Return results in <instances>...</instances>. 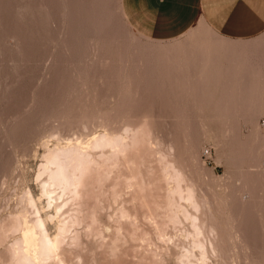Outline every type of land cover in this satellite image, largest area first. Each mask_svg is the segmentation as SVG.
<instances>
[{"label":"rangeland","instance_id":"1","mask_svg":"<svg viewBox=\"0 0 264 264\" xmlns=\"http://www.w3.org/2000/svg\"><path fill=\"white\" fill-rule=\"evenodd\" d=\"M97 137L109 144L53 264H184L193 231L176 172L214 243L206 264H264V33L230 41L200 20L153 41L122 0H0V264H16L15 216L51 212L49 150Z\"/></svg>","mask_w":264,"mask_h":264},{"label":"bare ground","instance_id":"2","mask_svg":"<svg viewBox=\"0 0 264 264\" xmlns=\"http://www.w3.org/2000/svg\"><path fill=\"white\" fill-rule=\"evenodd\" d=\"M103 138L104 137H102V139L101 137L94 138L88 144H83L81 142L69 143L66 146H57L55 149L51 151L49 150L48 157L46 159L47 161H45L46 164L42 166V175L46 176L44 177L46 179L44 180V178H42L44 181L42 182L41 191L43 193L42 195L47 199L48 208L51 212H47L46 217L44 218L43 215H41L40 211L36 209L38 208L37 205L36 207H33L35 206V199H33L32 197L31 199L27 198V203L24 199L23 202L25 203L27 208L29 207V205H33L32 207L34 209L32 207L30 208H32L34 211L36 210V212H33L34 214H32L33 217L31 218H29L24 213H21V215L19 214V216L16 215V221L11 225V230L13 228V225L15 227L13 229L16 230H12L13 233L15 231V234L17 235V232H19V236L16 237L13 244L15 249V251H13V256L16 255L15 257H13V259H17L16 264H53L56 260L58 261L60 256H62L61 252L63 250V252H65L64 245L67 244L68 246L70 240L74 238L70 237L69 233L73 225H75L74 213L77 210L74 209V205L75 201L79 199L78 190L80 188L78 189V186L79 184H81V177L84 176V173L90 166H93L91 164H93V162L95 163V156H93L95 150L104 149L106 147L104 143L109 144L107 142L103 143V140H105ZM106 141L110 142L109 147L112 146L111 149L113 150L115 148V145L113 146L114 143L112 144L111 140L108 139H106ZM119 147L121 148V146ZM116 154L114 155L118 156V153ZM104 157L102 158L104 159ZM110 160L111 159H109V161ZM183 179L184 178L180 172H176L172 176V180L177 187V194L179 193V197H181V199L185 202L186 208H191L193 210H196V212H199L200 209L198 208V206L200 205L198 204L199 202H197L198 200L194 190L187 189L186 196L185 194L183 195V192L185 191V188L183 189L182 187ZM81 186L82 185H80L79 187ZM28 203L29 205H27ZM181 207L183 208V210H180V213L190 222V226L192 227L193 231H191L192 233H190V235L189 233L186 235L187 240L189 239V237H191V240L189 242L191 243V248L184 257L186 259L184 264H206L208 260L207 255L209 250L213 249L215 251L214 243L207 240V231L204 229V223H202L203 221L201 222V219L198 218V216L193 217L191 215L193 218H188V209H185L184 205L180 206L179 208ZM55 218L59 221V232L56 236L52 237L47 228V221H49L48 219L52 221V219ZM205 240H207L209 244ZM73 241L71 242V244L73 243ZM63 252L62 254H64ZM60 260L61 259H59V262ZM17 261L19 262L17 263Z\"/></svg>","mask_w":264,"mask_h":264},{"label":"crops","instance_id":"3","mask_svg":"<svg viewBox=\"0 0 264 264\" xmlns=\"http://www.w3.org/2000/svg\"><path fill=\"white\" fill-rule=\"evenodd\" d=\"M122 8L130 26L153 41L178 38L200 20L230 41L264 33V0H122Z\"/></svg>","mask_w":264,"mask_h":264},{"label":"built area","instance_id":"4","mask_svg":"<svg viewBox=\"0 0 264 264\" xmlns=\"http://www.w3.org/2000/svg\"><path fill=\"white\" fill-rule=\"evenodd\" d=\"M210 156H211L210 150H206L205 153H204V157L206 159H209Z\"/></svg>","mask_w":264,"mask_h":264}]
</instances>
